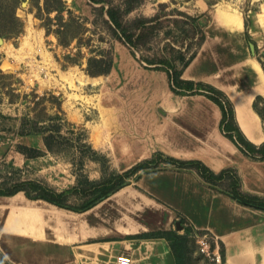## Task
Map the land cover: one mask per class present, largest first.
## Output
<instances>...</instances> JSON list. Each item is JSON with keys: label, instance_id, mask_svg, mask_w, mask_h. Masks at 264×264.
<instances>
[{"label": "rangeland", "instance_id": "1", "mask_svg": "<svg viewBox=\"0 0 264 264\" xmlns=\"http://www.w3.org/2000/svg\"><path fill=\"white\" fill-rule=\"evenodd\" d=\"M102 5L91 0H16L15 14L22 23V30L18 34H5L16 25L7 15L0 17V31L4 32L0 36L3 39L0 45V70L3 74L0 76V183L9 178L11 181L37 180L57 190H67L77 185L80 179V185L87 190L81 194L74 191L69 201L78 207L100 196L113 185L124 182L125 186L136 180L137 175L144 174L140 171L123 181L115 179L101 185L103 177L107 178L109 172L118 174L125 170L118 168L114 156L97 149V161L91 160L90 151L84 149L81 163L82 152L78 143H91L94 132L100 136L104 129L118 125L119 114L125 117L126 124L127 116L135 111L151 114L155 118L157 115V120L160 119L159 115L165 113V96H159L154 88L143 81L158 79L165 94L178 95L170 89L166 75L162 74L164 71L148 68L141 58L148 57L155 61L169 59L173 62L174 73L183 68L177 58L179 51L185 55L191 51L189 47L187 49L189 39L186 36V31L191 27L185 22L195 21L188 19L185 13L197 18L199 28L206 35L185 77L194 66L200 69L195 71L196 74L223 72L227 65L238 62L235 60L237 57L238 60L254 58L259 63L264 61V0H144L142 5L124 16L125 21L139 16L152 17L158 13L161 24H157L146 38L138 40L139 45L134 48L137 58L131 54L129 45L111 35L101 16L95 18L93 7ZM57 7H61L62 12ZM223 12L243 18L240 33L233 36L225 30L219 20ZM175 19L180 21V25L173 24ZM59 25H64L60 35L56 32ZM251 43L255 45V54L251 52ZM102 53L113 57L110 73H89V59L99 58ZM117 55L122 60H129L137 71L136 76L117 65ZM90 69L96 72L100 66L95 65ZM258 105L262 107V103ZM57 116L62 124L60 134L64 137L56 142L57 153H51L46 148L42 150V155L27 157L18 151V145H26L22 142L24 135L17 134L24 119L37 122V126L43 129L55 123L52 118ZM31 135L42 137L40 134ZM78 137L81 140L75 141ZM29 147L41 150V146ZM169 164L173 163L162 162L159 169L152 172L162 178V187L159 188L161 196L176 200L181 205L184 186L190 178L187 174H193L191 172L196 170L187 168L172 176L166 173L172 170ZM175 166L179 168L177 164ZM74 174L77 180H74ZM166 175L172 178L166 180ZM170 182L177 186L174 191L170 188ZM29 205L14 209L10 218L34 217L32 213L36 211L32 210L35 209L38 210L37 217L41 218V201H33ZM6 237L0 232V264H5L7 258L4 246ZM200 254L196 237L189 236L185 264H212L207 258H201Z\"/></svg>", "mask_w": 264, "mask_h": 264}, {"label": "crops", "instance_id": "2", "mask_svg": "<svg viewBox=\"0 0 264 264\" xmlns=\"http://www.w3.org/2000/svg\"><path fill=\"white\" fill-rule=\"evenodd\" d=\"M219 20L233 36L243 28V18L237 14L223 12ZM118 57L117 65L136 76L129 60ZM238 59L215 74H196L200 69L194 66L185 77L191 63L183 78L223 90L234 106L241 130L259 146L264 143V122L253 101L258 95L264 97V70L254 58ZM162 74L168 81L167 73ZM143 82L165 96V113L157 120V115L155 118L135 111L127 116L126 124L119 114L118 125L104 129L100 136L94 132V138H90L94 149L114 156L123 170L156 151L180 160H201L216 173L233 168L244 192L264 197V159L245 155L223 135L222 111L216 103L202 94H165L158 79ZM22 140L27 146L46 150L42 137L22 136ZM169 166L172 170L166 173L172 176L187 169ZM191 173L187 174L190 178L181 205L161 196L162 178L154 172L142 174L79 212L43 199H29L24 192L0 196V232L9 237L4 244L7 260L12 264H116L115 257L123 252L130 255L131 264H177L169 240L155 233L173 230L184 234L188 228V237L207 234L219 244L222 264H264V209L241 204L204 182L196 171ZM170 175L166 180L172 178ZM169 185L172 191L177 187L173 182ZM33 201H41V218L37 209L32 210L36 211L34 217L10 218L14 209L26 208Z\"/></svg>", "mask_w": 264, "mask_h": 264}, {"label": "trees", "instance_id": "3", "mask_svg": "<svg viewBox=\"0 0 264 264\" xmlns=\"http://www.w3.org/2000/svg\"><path fill=\"white\" fill-rule=\"evenodd\" d=\"M91 1L94 3L103 4L100 7H93L92 12L95 18L101 16L103 23L108 25V27L110 28L111 35L113 37L119 38L125 44L129 45L132 48L131 54L136 58L137 53L135 52L134 48L138 47V40L146 38L151 31H154L156 29L157 24H161L159 22L160 15L158 13L152 17L139 16L131 19L130 21H125L124 16L135 10L138 6L142 5L144 0H119L118 3H116L114 0ZM56 9L59 12H62L63 10L61 7H57ZM15 10L16 0H0V17H4L5 15H7L9 20L14 25H16L13 30L7 31L5 32V34H18L22 30V23L16 16ZM9 11L10 13L7 14V12ZM185 16L188 17V19H194L195 21L192 23L185 22L186 25H189L191 27L186 31V36L189 39L187 49L189 47L191 51L188 55H185L183 52L179 51L180 53L177 58L182 62L183 68L174 73V71L172 70L173 62L169 59L155 61L149 59L148 57H143L141 58V61H145L148 65V68L166 72L168 76L169 87L175 94H202L216 103L222 111L220 129L223 135L229 138L245 155L256 159H264V143L257 146L246 137L237 123L234 106L223 90L209 83H205L202 81L185 80L181 77L183 70L189 66L206 38L204 31L199 28L200 24L197 23V18L192 17L187 13H185ZM173 24L175 26H178L180 25V21L175 19ZM63 26L64 25H59L57 27L56 32L58 35L63 33ZM3 34L4 32L0 31V36H2ZM146 42L147 41H145V43ZM113 63V57H111L109 54L102 53L101 57L99 58L91 57L89 59L88 71L93 75L108 74L112 69ZM260 63L264 70V61H261ZM103 64L105 65V67L102 68L101 66ZM95 65L100 66V69H98L96 72H93L90 68ZM0 76H3V74H1V70ZM258 103H262V107H259ZM253 107L264 122V97L258 95L253 103ZM59 118L60 117L58 116L52 118L55 119V123H52L51 125L43 129L37 126V122L31 119H24L18 127L17 134L24 136L31 134H40L43 137L46 148L51 153L55 154L58 152L56 142H59L60 140H62V138H64L60 134V128L62 124L57 120ZM47 131H49L48 134ZM80 138L81 137H78L75 141L81 140ZM78 148L82 152L80 155L81 163L83 161V153H85L84 149H88L90 151L89 158L91 160L97 161L99 159L97 157V154L99 152L94 149L91 143H89L88 141H85L83 143L79 142ZM17 149L27 157L39 156L44 153V151L42 150L34 147H29L27 145H18ZM166 161L169 163L177 164L181 168L195 169L203 180L215 186L222 192L227 193L234 200L241 204L264 209V197L244 192L241 189L240 177L233 168H227L216 173L201 160H180L171 156H167L161 151L154 152L150 158L138 162L129 169L125 170L123 173L116 174L114 171L109 172L108 177H103V181L100 184L102 185L105 182H108L106 184H109V181H113L115 179H120L123 181L126 177L136 175L140 171H142L143 173L156 171L159 169L160 164L162 162L165 163ZM140 176L141 175H137L136 179H138ZM11 180L12 179L9 178L6 179V181L4 180L2 183H0V196H12L19 192H24V194L29 199H43L59 207L78 212L89 209L99 201L119 190L124 185V182L121 184L113 185L112 187L107 188L106 191L100 196L91 199L83 203L81 206L77 207L71 205L69 201L72 198L74 191L79 194L86 192L87 189L82 188L80 179L77 180V185H75L71 189H67L64 191H58L50 185L41 183L37 180ZM155 235L158 237H165L167 240H169L176 263L185 264L187 256V238L189 235L188 228L184 234H178L177 231L172 230L159 231L155 233ZM5 264L12 263H10L6 258Z\"/></svg>", "mask_w": 264, "mask_h": 264}, {"label": "built area", "instance_id": "4", "mask_svg": "<svg viewBox=\"0 0 264 264\" xmlns=\"http://www.w3.org/2000/svg\"><path fill=\"white\" fill-rule=\"evenodd\" d=\"M196 241L199 246V252L210 262L222 264L223 256L219 244L207 234H196ZM116 264H131V257L126 253H119L116 257Z\"/></svg>", "mask_w": 264, "mask_h": 264}, {"label": "water", "instance_id": "5", "mask_svg": "<svg viewBox=\"0 0 264 264\" xmlns=\"http://www.w3.org/2000/svg\"><path fill=\"white\" fill-rule=\"evenodd\" d=\"M3 43V39L0 38V45ZM251 52L255 54V45L253 43L250 44Z\"/></svg>", "mask_w": 264, "mask_h": 264}, {"label": "bare ground", "instance_id": "6", "mask_svg": "<svg viewBox=\"0 0 264 264\" xmlns=\"http://www.w3.org/2000/svg\"><path fill=\"white\" fill-rule=\"evenodd\" d=\"M227 17H231V16H227ZM231 24H232V25L235 27V24H234V22H232V21H231Z\"/></svg>", "mask_w": 264, "mask_h": 264}]
</instances>
